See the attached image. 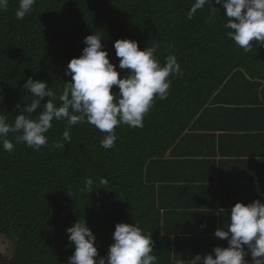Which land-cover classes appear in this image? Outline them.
<instances>
[{
	"label": "trees",
	"instance_id": "1",
	"mask_svg": "<svg viewBox=\"0 0 264 264\" xmlns=\"http://www.w3.org/2000/svg\"><path fill=\"white\" fill-rule=\"evenodd\" d=\"M193 3L36 0L33 11L17 19L19 0H8L7 10L0 11V114L7 115L9 122L35 99L23 88L29 77L46 81L57 93L59 105L64 84L71 81L67 65L82 54L84 38L93 33L103 35L102 44L121 78L129 70L119 68L113 45L120 38L138 41L141 49L159 44L157 59L163 64L174 54L182 71L169 77L167 98H155L143 127L121 124L115 129L117 140L111 149L101 146L105 134L87 122L69 129L71 143L65 142L64 149L54 147L53 141L62 140L66 120L52 122L46 133L48 144L39 150L15 143L14 137L8 138L14 143L13 152L0 145V237H17L11 257L0 247V264H67L75 249L66 230L78 219H85L95 234L100 256H107L117 223H138L152 235L155 264H177L183 253L172 251V239L165 234L175 229L164 217L168 222L178 218L180 200L189 209H183L179 233L185 235L189 228L198 233L200 227L204 234L193 248L196 255L213 252L218 243L228 246L225 239L210 237L228 225L216 222L210 212H200L201 202L194 200L208 201L217 193L195 191L189 184L216 181L217 171L224 174V182L229 181L231 171L224 160H217L210 133L235 135L228 142L247 153L258 152L254 143L264 141V46L253 45L245 52L228 37L226 10L215 0L213 6L219 9L214 14L206 4L189 20ZM112 90L119 92L118 86ZM40 111L42 106L32 118ZM196 133L205 138L200 143L214 148L213 162H190L194 153L188 154L184 144ZM257 155L256 169L261 171L264 160ZM89 178L100 187L92 193L81 191ZM101 179H107L108 185H101ZM235 182L228 188L264 194V187L254 179ZM227 201L231 208L239 201L237 194L231 191Z\"/></svg>",
	"mask_w": 264,
	"mask_h": 264
},
{
	"label": "clouds",
	"instance_id": "2",
	"mask_svg": "<svg viewBox=\"0 0 264 264\" xmlns=\"http://www.w3.org/2000/svg\"><path fill=\"white\" fill-rule=\"evenodd\" d=\"M36 0H19L16 18L23 19L33 11ZM208 4L214 14L217 7L213 0H194L187 18H193L198 9ZM221 5L228 18L225 28L230 37L245 52L255 45L264 46V0H215ZM8 0H0V11L7 10ZM103 35L93 33L84 38L86 45L79 57L72 58L65 70L71 81L64 84L55 103L57 93L46 81L29 77L23 88L35 97L9 122L7 115L0 114V145L7 152L14 151V143L8 139L16 134L15 143H25L39 150L48 144L46 133L52 122L67 121L62 140L53 141V146L64 149L65 142L71 143L69 129L85 122L104 133L101 146L111 149L117 136L115 129L126 124L129 127H143L144 116L150 111L156 97L160 100L169 94L172 75H180L181 67L177 57L168 55L162 64L156 57L159 44L141 49L138 41L130 38L115 40L114 48L119 58V68L128 69L123 78L109 59L102 44ZM118 86L119 92H114ZM118 94V95H117ZM47 97L46 103L41 101ZM36 118L31 114L41 108ZM27 115H26V114ZM108 185L107 179L99 181ZM94 181L89 178L81 191L92 193ZM108 189L107 187H103ZM68 239L74 247L67 264H155L151 234H146L138 223L119 222L113 233V243L107 256H100L95 244L96 236L85 219H78L67 228ZM214 235L228 241L227 247L216 246L206 255H195L190 264H248L245 246L250 250L253 264H264V202H236L231 207L230 223L226 229L217 228Z\"/></svg>",
	"mask_w": 264,
	"mask_h": 264
},
{
	"label": "crops",
	"instance_id": "3",
	"mask_svg": "<svg viewBox=\"0 0 264 264\" xmlns=\"http://www.w3.org/2000/svg\"><path fill=\"white\" fill-rule=\"evenodd\" d=\"M260 133L262 132H259V131L254 132V134H260ZM197 134L198 133L190 137V139L188 140V144H184V146L187 147L188 154L191 152L194 153L193 158L189 159L190 162L212 161V159L210 158V153L213 152L214 148L210 146H206L204 142L200 143L202 139L204 140L205 138L204 137L202 138L201 136H197ZM209 135L210 137H208V139L214 142L215 152L217 154V160L219 161L224 160L227 166V169L231 171L229 181L224 182L222 178L223 173H220L219 171H217L216 181L191 183L189 185L193 187L195 191L206 189L208 191L214 190L217 193V195L215 196L216 201L221 205L225 213H222L220 218H218L219 220H217L216 222L220 223L224 221L228 225L230 221L231 208H227V206H231V204L227 201V198L229 197V193L231 191L235 192L238 196L239 201L245 204L251 203L255 200H260L261 202H264V194H260L262 196L261 198L260 195L250 193L251 189L238 190L239 186L235 188H228L230 186L237 184V182H235L237 178H244V177L254 179L258 182L257 185L264 187V168L261 171L256 169L257 163L255 162V158H254V155L257 153L258 155L256 159L264 160V141L260 143H254V146L255 147L257 146L258 148V152L247 153V152H243V150H238L234 148L232 144L228 142V140L235 137V135H228L225 137H222L220 134L217 137H214L213 136L214 133H210ZM237 164L239 166H237ZM251 168H255V170L250 171ZM187 169L190 170V168H187ZM241 171L242 173H240ZM211 172L212 170L209 171L204 177L208 176ZM225 176L227 175L225 174ZM239 176H242V177H239ZM199 177L201 176L199 175ZM191 178L192 176L187 177L184 183L187 184V182ZM247 183L248 182L244 183V185H246ZM209 197L214 198L211 195ZM248 197L251 198V200L248 201ZM184 199L188 200L185 197ZM197 199L200 200L202 203H206L207 201L199 197L195 198L194 200H197ZM182 202L183 201L180 200L178 204L176 205H180V206L182 205L183 208H187L183 206ZM225 216L227 218H225ZM217 239L219 241V238ZM225 241L227 240L225 239ZM246 260L248 261V263L253 264L252 262H250L251 258L246 259Z\"/></svg>",
	"mask_w": 264,
	"mask_h": 264
},
{
	"label": "bare ground",
	"instance_id": "4",
	"mask_svg": "<svg viewBox=\"0 0 264 264\" xmlns=\"http://www.w3.org/2000/svg\"><path fill=\"white\" fill-rule=\"evenodd\" d=\"M213 100H215V98ZM207 112H208V110H207ZM15 135L16 134L10 133L8 138L15 137ZM20 145H22V142L20 143ZM157 204H158V207H162V203L159 199L157 200ZM200 205H201V207L199 208L200 212H203V213H209L210 212V214H213L216 216V221L219 220L218 218H220L222 213H225L223 208L221 207V205L216 201V198L209 197L208 201H206V203L201 202ZM176 207H178V209L175 210L177 213H179L178 218H175V219L171 218V221L168 222L167 217L166 216L164 217L165 223L172 225L175 229L174 232L166 233L165 237L172 239V251L173 252H182L183 253L182 259L180 261H177L176 263L177 264H190L191 259L194 258L196 255V249H193V248H195L200 243L199 241H201V239L204 237V234H203V231L200 227H199L198 233L196 232V229H195V231H192L189 228V231L187 234H185V235L180 234L178 225L183 221L182 219H183V216L185 215L183 209H189V208H183L182 205L181 206L176 205ZM195 210H198V209H195ZM225 218H227V217L225 216ZM210 237L216 238V236L214 234H211ZM217 241H218V239H217ZM178 243H179V245H178ZM216 246H220V243H218ZM245 252L247 253L245 256V259H250L251 254H250V250L247 249V246H245Z\"/></svg>",
	"mask_w": 264,
	"mask_h": 264
},
{
	"label": "rangeland",
	"instance_id": "5",
	"mask_svg": "<svg viewBox=\"0 0 264 264\" xmlns=\"http://www.w3.org/2000/svg\"><path fill=\"white\" fill-rule=\"evenodd\" d=\"M230 223V221H229ZM17 241V237L15 236L14 238L9 237L7 234H4L3 236L0 237V247L4 255L11 257V253L14 251V246ZM208 246L205 245L204 249H207Z\"/></svg>",
	"mask_w": 264,
	"mask_h": 264
}]
</instances>
